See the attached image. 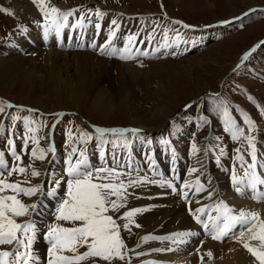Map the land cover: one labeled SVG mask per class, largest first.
<instances>
[{
  "label": "rangeland",
  "instance_id": "1",
  "mask_svg": "<svg viewBox=\"0 0 264 264\" xmlns=\"http://www.w3.org/2000/svg\"><path fill=\"white\" fill-rule=\"evenodd\" d=\"M14 1L15 0H0V57L5 55L2 53V50L10 44L14 34L19 30L25 31V29V33H27V44L29 46L33 45V52L31 53L35 54L40 51L46 52V46L42 45V43L46 45L50 35L48 37H45L44 35L43 14L39 10L37 4L34 3L33 0H17L23 2L27 7L30 6L31 9L36 8V11L39 12H36V14L38 13L37 18L33 20L30 19L28 23L24 25L27 20H17V13L12 6ZM66 1L67 0H50L51 5L56 6L61 10L63 9L64 11L79 9L74 16L69 18L70 27L63 30L59 36L61 39L64 40L71 34H76L82 36L85 40L91 39L96 43L100 41L101 38L105 39L108 36V29H105L104 27L107 28L110 26L112 30H114L115 26L111 24V21L117 20L119 27H126L124 34L127 38L130 35L137 37V39L132 42L131 52L145 51L148 53L145 57L144 55H140L135 59L136 68L144 70L152 62L182 61V67H189L191 69L186 70L185 72L171 73L170 77H168L169 84L171 85L172 83V86L175 88L181 105L177 109V112L167 120L165 125L151 130H145L133 126L131 124V116L129 112L122 111L117 105V102H115L116 100L113 98L110 99V105H113L112 107L114 109L112 108L107 114H102L99 111L94 110L89 99L81 103L82 105H80L79 110L68 111V105L59 92H56L57 95L55 93L52 94V104L46 107L44 106L45 103L40 93L18 96L11 94L10 91L4 87L0 88V101H3L4 104L10 103L17 106L10 110L6 107L4 113H0V125L5 129V133L0 135V151L5 153V160L9 167L23 166L27 169V172L24 175L14 173L10 177L7 176V169H2V171H4L5 177L9 182L21 183L23 187L37 185L40 187L45 186L44 190L41 188V191L35 196L28 197L21 195L19 198H21L25 204L30 205L36 199L39 200V194L41 195V193L52 199L47 208H44V202L46 199L39 201L36 208L37 212L41 213V218H39L41 228L37 227L39 229L37 236H39L40 241L42 240L41 236H43V239L45 240L44 237L48 230V226L56 222V209L59 207L61 201L66 198V181L69 179L67 176V168L69 166V157L73 147H77L79 150L86 152L89 162L91 163L90 170H95L100 167L116 169L123 173L120 179L125 185L128 184L129 180L142 181V178L147 177L149 174L147 172H140L137 169L132 170V168H130V160H136L135 156L139 158H147L157 154L158 157L164 156V158L169 159V162L174 163L175 165H177L178 162L180 163V158L183 157L187 160L186 167L187 170L190 171L195 167L199 171L204 159L208 158L211 166V175L208 176L211 178L216 169L223 172V168H230V164L233 163L235 164H233V168L236 171V175L237 172L243 174H245L246 171L251 172L247 167V161H251V147L248 145L246 139L241 137L234 140L232 138L233 133L226 130L223 106L225 104L227 105L229 113L235 122L234 131L238 128L243 130L245 135H252L255 138L258 155L262 144L258 139L260 135L264 133V112H262V109L264 108V81L256 74H249V70H252L253 67L256 69L257 67H264V65L262 66V63L264 62V44L258 49L261 53H256L254 57L250 58L248 60V66L241 69V71L235 70L237 68L235 67L236 64L235 66L233 65L234 59L231 60L230 56L240 58L244 49L258 39L264 37V6H259L264 3V0H183V3H180V5L176 4L174 0H82L80 3H67V7L62 8L60 5L63 4L61 3H65ZM97 8L106 13L103 18H100L99 22L102 21L103 28L99 30L95 27V21L99 19L94 15ZM2 9H8L10 12L14 13V15L6 14ZM89 9H91V13L85 18L84 26H77L76 28L71 27V25H75L78 16L85 15L86 11ZM249 10L259 11L245 20V29L238 30L243 26H238V28L236 24L239 23H235V19ZM129 18L133 19L132 24L128 22V20H130ZM183 19L189 23H193V26L199 27L200 30H194L192 28L185 29L182 24L174 25L165 22L168 20H178L184 23ZM30 23L31 26L27 29L26 26ZM87 23H89V27L85 26ZM205 26H211V28L205 29L203 28ZM91 28H94V33H87L86 30ZM128 28L130 30H128ZM33 30L39 32L40 36H33L31 34V31ZM188 30H191V32H188ZM97 33L99 37L95 38ZM51 36L53 37L56 35L51 34ZM33 37L37 40L34 41ZM118 37L127 40L121 32H117L115 38ZM55 41L56 40L52 39L51 43L55 44ZM177 42L178 49L175 53H172L170 57H166L170 50L173 51L176 49L174 45H176ZM53 44H51L52 47ZM73 44L74 42L67 40L64 46L65 48H62L61 50L59 49L60 47H56L57 49L54 48L61 52L78 51L79 53V49L72 50L74 47ZM127 44L128 40L127 42L122 41V43L109 47L108 51L111 52L112 48H116L118 50L117 53H121ZM87 45H90V43H87ZM165 47L169 49L167 52H164L165 56H162V51H164ZM12 49L16 50L15 48ZM82 52H91L97 57H101L102 55L100 53V48H95L94 50L86 48L85 51ZM24 56H29V54ZM111 60L119 61L120 59L114 57ZM243 64L244 62H240V66ZM225 71L227 72L226 74ZM156 84H158V82ZM215 94L216 96H213ZM222 95L223 97L215 99ZM250 96L252 97L251 100L249 99ZM208 98H212L213 100H208ZM204 102L207 111L202 108ZM235 102L239 103L236 104L239 105V107H233V103L235 104ZM133 105L136 106V109L137 107L138 109L140 107V104L136 101ZM257 105H259V107H257ZM54 106L56 109H54ZM21 107L23 109H33L36 111H21ZM11 110L12 112L10 113ZM139 111L141 110L139 109ZM237 112L245 124L247 123V120L245 119L246 114L248 118L254 122L256 125V130L254 132H248L250 126L246 127L242 125L244 123L240 120ZM56 113L62 115L57 116L55 115ZM12 115L19 116L21 119L13 123L10 119V116ZM63 115L69 117L59 120ZM208 115H211V118L216 119L211 123ZM26 116L35 121L30 127L38 128V131L26 133L23 123V118ZM55 122V127L57 128H55V132L52 134V127ZM97 126L100 128H137L140 129L141 132L145 131V134L148 136L146 138L148 142L141 141L138 137H134L133 142L131 143L129 141V146L125 148L123 146L124 141L120 143L117 138H114L110 144L104 146V151H106L104 157H108V160L111 161L102 163V156L100 155L101 146L99 141L95 139L97 136L94 132L95 127ZM258 126H261V128ZM173 128L174 130H172L171 133V129ZM69 129L72 130L73 135V141L71 142L68 140ZM81 131L91 133L94 139L89 140L87 144L76 139ZM169 133L176 138L167 140L166 136ZM215 133L220 134V136L214 138ZM26 134L29 137L38 139L39 144L37 145L33 139H29L27 148H25L23 144ZM160 135L163 139L162 141L161 139H156V143L151 141L153 137ZM8 139L14 141L15 150L22 156V162L16 161L14 157L11 156L12 147L7 144ZM113 141H116L117 143L113 144ZM165 141L169 142L165 143ZM54 144L58 152L50 161V157L53 153L47 152V149L53 147ZM193 144H195L198 149L195 153L193 152ZM247 146L248 148H246ZM39 148L46 150V158L49 157L47 161L46 158L40 160L31 156V151ZM221 149H223V152H221ZM237 149H239V151H237ZM239 152L240 154L238 157L243 156V160H240L237 157L232 161L231 157L227 155L228 153L235 155ZM76 158V156L72 157L73 163H75ZM176 159L178 160L174 161ZM49 161L50 164L48 165ZM151 161L152 160L148 162ZM46 167L49 169L44 173L43 170ZM33 169L39 171L40 176H32L31 171ZM144 170L146 169H141V171ZM224 174L225 176H223V178L225 181L229 183V185H233V181L230 183V181H228L230 177H227L232 174V171H229V173L224 171ZM153 176L154 175H152L151 178H153ZM237 177L239 176L237 175ZM243 180L244 183H242V185L244 190H247L248 181L245 175ZM57 182H59V187H56ZM203 182L205 183V181ZM258 186L263 187L264 185L258 184ZM207 189H210V186L207 187ZM48 193L52 196H49ZM4 194L10 195L13 193L11 190H8ZM248 194L251 193L241 192V195L246 199L249 198ZM163 195L166 198L164 200L167 203V208H165L164 201L154 187L142 183L133 184L132 186L127 187L126 200L124 201L125 207L119 209L118 212L110 211L108 214L112 215L114 219H117V223L123 226V224L127 223L126 220L122 219L123 214L126 211L136 208L146 210L138 213L134 217V223L141 225L139 228L135 227L134 224L130 225L131 231L121 227V237L126 244V248L124 249L125 260L121 261L115 259L111 261V264H151L149 260L152 254H155L157 258H161V254H173L175 251H179L178 249L180 248V245L177 246L176 244H173L171 240L149 239L147 242H144L142 239L146 235L164 237L166 234L164 231L159 232L164 228L159 227V230L152 228L151 225L143 220L147 215L160 214L164 211L172 210L174 204H183V201H180L179 198L174 196L165 185H163ZM211 195L213 194L211 193ZM258 196L259 195L256 192V199H258ZM113 199H115V197H113ZM190 202L193 204L192 201ZM184 204L186 203L184 202ZM195 205H197V203H194V206ZM232 205L231 209L234 207V212L239 213L238 211L240 209L255 211L256 208L254 206L258 204L247 199L245 202L237 200L236 203ZM263 206L264 201H262V207L260 208V219L264 218ZM47 210L48 212H46ZM37 212L31 210L28 216L18 218V222L25 223L31 220L35 223L36 220L34 214ZM141 221H144V224ZM59 223L65 227L72 226L63 221ZM236 227L238 230L235 228L227 235L225 242L228 243L224 244L223 239L214 241L215 247L210 250L213 253L212 257H208L206 254H201L204 255L206 264H219L220 262H223L226 257L236 255H225L228 251L238 252L237 244L241 241L238 238L240 234L239 228L245 227L239 224H237ZM41 229L42 231L40 232ZM177 232H187V230H180ZM246 232L247 231H244V234ZM169 233L166 237L169 236ZM174 233H170V236ZM249 234L250 233L247 232L243 236V240L247 239ZM169 248L177 250L160 251V253L159 251H155L156 249ZM193 248H195V245ZM0 250H14V246H0ZM85 250L86 248L80 249L81 252ZM32 252L34 253L33 256L35 255L34 257H36L38 251L32 248ZM40 252L45 254L43 251ZM46 254L48 253L46 252ZM179 254L182 256H188L183 255L184 252ZM249 255L252 256L251 254ZM47 259L48 258L45 260ZM93 260H95L96 264H109V262L102 261L99 258H93ZM93 260H89L85 262V264H93ZM43 262L44 263L40 264H47L45 261ZM184 263L195 264L194 260L188 258L184 260ZM254 264H259V262L254 260Z\"/></svg>",
  "mask_w": 264,
  "mask_h": 264
},
{
  "label": "bare ground",
  "instance_id": "2",
  "mask_svg": "<svg viewBox=\"0 0 264 264\" xmlns=\"http://www.w3.org/2000/svg\"><path fill=\"white\" fill-rule=\"evenodd\" d=\"M81 1L82 0H67L65 3H61L63 5L60 6L63 8L67 7V3H80ZM174 1L178 5L183 3V0ZM23 4V2L15 0L12 3V6L17 13L16 18L18 21L27 20L26 23H24L25 25L30 19L33 20L37 18V14L39 12L36 11V8L31 9L30 6L27 7ZM259 6H264V3ZM62 11L64 10L62 9ZM36 12L38 13L36 14ZM129 19L130 20H128V22L132 24L133 19ZM99 21L100 18L95 21V23H99L101 25L99 29H101L103 28V24L102 21ZM29 26H31V23L28 24L26 28L28 29ZM85 26L89 27V23ZM104 28L108 29V36L105 39L101 38V40L96 43H94L91 39L85 40V38L76 34H71L64 40L59 36L52 37L50 35V38L47 40L49 44L47 43L45 45L42 43V45L46 46V52L40 51L35 54L31 53L33 52V45L29 46L27 44V33L21 30L17 31L10 41V44H7L8 46H6V48L4 47L2 50V53L5 55L0 57V88L4 87L9 90L11 94L18 96L40 93L45 103L44 106L46 107L52 104V94L59 92L68 105V111L79 110L80 105H82L81 103L89 99L94 110H97L102 114H107V112L113 108V105H110V99L113 98L116 100L115 102H117V105L122 111L129 112L131 116V124L133 126L145 130L160 128L165 125L167 120L171 118L174 113L177 112V109L181 105L175 88L172 86V83L171 85L169 84L168 77H170L171 73L185 72L191 68L182 67V61H160L152 62L146 69L141 70L135 67V59L140 56L137 55V51L132 52L136 58L130 59L129 61L120 59V53H117L116 55H101V57H97L94 53L82 52L85 51L86 48L92 50L95 48H102L108 42L112 28L110 26ZM125 30L126 27H119L117 32L123 33V36L127 38L124 34ZM128 30L130 29L128 28ZM86 31L89 34H93L95 30L94 28H91ZM31 34L37 37L40 36L39 32L35 30L31 31ZM53 35L55 34L53 33ZM96 37H99L98 33L95 38ZM52 39L56 40L54 42L55 44L51 43ZM111 39L112 44L109 47L122 43V41L127 42V40L121 39L120 37ZM33 40L36 41L37 39L33 37ZM67 40L74 42L72 50L79 49V53L78 51L61 52L56 50V47H60V50L65 48L64 46ZM87 43H90V45H87ZM51 44H53V47ZM174 46L177 48L178 42ZM12 48H15L17 51ZM168 49L169 48L165 47L164 51L167 52ZM27 54H29V56H24ZM114 57H117V59L120 60H111ZM230 58L231 60L234 59V66L239 61L238 57L236 58L234 56H230ZM226 73L227 72L225 71V74ZM157 82L158 84H156ZM135 101L140 104L139 109L141 111H139L138 107L136 109V106L133 105ZM54 109H56L55 106ZM258 127L261 128V126ZM258 140L262 144L257 155V159L259 160L257 173L259 178H264V133L260 135ZM186 162L187 160L182 157L180 158V163L178 162L177 165L167 163V166L170 168L167 171L177 172L176 175H174L175 180L170 178L166 181H170L172 184L176 185L177 191H173L169 188L165 183L166 181L162 183V185L169 188L174 196L179 198L180 201H183V204H174L172 210L164 211L156 215H147L143 220L151 225L152 228H164L159 232L164 231L166 233H174L180 230H187V232L195 233V235L187 237L186 243L180 244V248L178 249L179 251H175L173 254H161V258H157L155 254H152L150 260L148 259L151 264H185L182 261L187 258L192 259L195 262L200 258L201 254H206L215 247V240L211 238L209 232L205 231L202 224L196 222L190 214L188 210L189 208H187L186 204H184L185 198L183 193L185 191L189 193L187 200L193 202L190 207L191 209L195 210L200 207L206 208L207 214L201 216V219L205 221H207V215L216 216L219 214V211L223 210L220 209L218 211L217 205H227L231 208V206H233L232 204H235L237 201L236 185H234V183L233 185H229V183H227L223 178V176H225L224 171H227L228 173L229 171L236 173L233 168L235 165L234 163V165L230 164V168L226 167L224 169L222 167L223 172L216 169L211 178L208 176L211 175V166L208 158L204 159V162L200 166V170L196 173H192L190 170H187ZM90 165L91 163L89 162L87 167L90 168ZM147 165L148 166H146L145 169L149 170L151 173H156V175H154L155 177H160L163 173H165L164 171H160L155 168V166H160L157 162L153 163L151 161L148 162ZM137 166L140 167V164L136 165V167ZM197 179H199L200 182L205 181V183L210 186V189H207V187L204 186L206 191L196 192L195 186ZM148 182L151 184H157L154 182V177H150ZM185 182L189 183L192 187L184 189L183 183ZM41 188L44 190L45 186H41ZM243 192L252 193L253 189L248 186L247 190H243ZM209 193H212L213 195H209ZM248 195V197H250V194ZM39 196V200L36 199L33 203L38 206L39 201L46 199L44 202V208H47L52 199L45 196L43 193H41V195L39 194ZM194 203H197V205L194 206ZM254 207L256 208L255 211H250L248 209H240L239 211L243 210L246 212H256L260 216V208L262 206L255 205ZM36 208L32 211L37 212ZM48 210L46 212H48ZM34 217L38 226L36 225V221L35 225L41 228L39 219L41 218V213H35ZM41 231L42 229L40 232ZM250 236L251 233L247 236V239L243 241L249 242L253 246H258L259 241L250 240ZM41 237L42 240L40 241L39 236H37L36 242L33 245V248L38 251L37 254L35 253L36 257H34L35 264L44 263L43 261L47 263L48 259H45L49 258L48 254H46V252L48 253L49 244L46 239H43V236ZM194 245L195 248H193ZM237 249L238 252H226L225 255H236L226 257L225 260L219 264H254V260H256L255 257L249 255L251 253L243 247V243L241 241L237 244ZM195 250H197L199 254H192ZM40 251L45 252V254H42ZM181 252H184L183 255L188 256L185 259H182V255L179 254Z\"/></svg>",
  "mask_w": 264,
  "mask_h": 264
},
{
  "label": "snow or ice",
  "instance_id": "3",
  "mask_svg": "<svg viewBox=\"0 0 264 264\" xmlns=\"http://www.w3.org/2000/svg\"><path fill=\"white\" fill-rule=\"evenodd\" d=\"M33 2L37 4L39 10L43 14V31L45 37L53 33L56 36H60L65 28L70 27L69 18L79 11V9L62 11L60 8L51 5L50 0H33ZM2 11L6 14L14 15V13L10 12L8 9H2ZM89 13H91V9L87 10L85 15L79 16L76 19L75 25H71V27H83L84 20ZM94 15L98 18H103L106 13L97 8ZM245 15H247V13H245ZM174 23L182 24L185 29L192 27L178 20L174 21ZM111 24L115 27L110 33L108 42L100 48V53L102 55H116L118 51L116 48H112L111 52L108 51L109 46L112 44L111 38L116 37L119 28L117 20H112ZM95 27L99 29L101 25L97 23ZM136 39V36H128V44L120 53V59L130 60L136 58L131 52L132 42ZM255 50V48L252 49L253 52ZM251 54V52L246 53L243 59L247 60ZM137 55L147 56L148 53L137 52ZM249 99L251 100L252 97L250 96ZM6 107L13 108L17 106L10 103L4 104L3 101H0V113H4ZM257 107H259V105H257ZM20 110L28 112L36 111L33 109H23L22 107ZM262 112H264V109H262ZM55 115L61 116L62 114L56 113ZM223 115L225 118L226 130L233 133L232 138L236 140L243 137L247 140L248 145L251 147L250 155L252 160V163L248 164L247 167L253 170L256 169L257 151L255 138L252 135H245V132L238 128L234 131L235 122L226 104L223 106ZM10 119L15 123L20 120L21 117L12 115ZM245 119L250 126L248 132H254L256 130L254 122L248 118L247 114L245 115ZM23 123L26 133L39 130L38 128L30 127V125L35 123L30 117H24ZM95 132L99 134L95 139L99 141L101 146L100 155L103 157L106 155L104 146L109 143V141L105 139L106 134L110 133L119 139H123V146L127 148L129 146V141L125 134L131 133L133 136H137L141 130L137 128L120 129L97 127L95 128ZM4 133L5 129L0 125V135ZM29 139H33L37 145L39 144L38 139L29 137L26 134L23 144L25 148H27ZM76 139L87 144L89 140L94 138L91 133L81 131ZM68 140L70 142L73 141L71 129L68 131ZM112 143L116 144L117 142L113 141ZM7 144L12 147L11 156L14 157L16 161L22 162V156L15 150L14 141L8 139ZM192 147L194 153L198 151L195 144H193ZM237 151H239V149H237ZM47 152L55 153L54 146L49 147ZM221 152H223V149H221ZM31 156L43 160L46 158V150L43 148L33 149L31 151ZM73 156L77 157L75 163L72 162ZM238 158L240 160L244 159L243 156ZM88 164L89 159L86 152L79 150L77 147H73L69 157V166L67 168V176L69 179L66 181V198L61 201L59 207L56 209V222L48 226V230L44 237L49 244V258L47 264H85V262L93 260V258H99L102 261L109 262V264L115 259L123 261L125 260L124 249L126 248V244L121 237V227L131 231L130 225L134 224L137 228L141 226L138 223H134V217L146 209L136 208L126 211L122 219L126 220L127 223L123 224V226L118 224L117 219H114V217L108 213L110 211L118 212L119 209L125 207L124 201L126 200L127 187L147 181L129 180L128 184L125 185L120 179L123 175L120 171L105 167L90 170L87 167ZM2 169H7L8 177L12 176L14 173L24 175L27 172V169L23 166L9 167L5 160V153L0 151V246H14V250H0V264H35L32 248L36 242L39 229L31 220L21 223L18 222V218L28 216L30 211L34 210L37 205L35 203L30 205L25 204L19 197L21 195L28 197L35 196L41 191V187L39 185L23 187L21 183L9 182ZM197 171L198 169L196 168L191 169L192 173H196ZM31 175L38 177L40 176V172L33 169ZM244 175L247 177L248 186L253 190L256 189L258 184L264 185V178H258L255 171H246ZM232 181L234 185L237 186L236 191L241 192L242 189L239 185L244 183L243 178H238L236 173L233 172ZM165 183L173 191H177L176 185L172 184L170 181H166ZM56 187H59V182L56 183ZM190 187L192 186L189 183H183L184 189H189ZM8 190H11L13 194L5 195L4 193ZM195 191H206L199 179L196 180ZM209 195H211V193H209ZM183 196L185 200H187L189 193L185 191ZM113 197H115V199H113ZM220 209L223 210L219 211ZM188 210L196 222L202 224L205 231L209 232L213 240H222L237 224L245 226V231L251 233L249 239L259 241V245L253 246L249 242H244V231L240 232L238 238L243 243V247L255 257L259 264H264V219H260L258 213L246 212L243 210L239 211V213H234V210L227 205H217L219 214L216 216L207 215V221H205L201 219L202 215L207 214L205 207H200L195 210L189 207ZM61 221L67 222L72 226L65 227L59 223ZM192 235H195V233L177 232L165 238L146 235L142 239L144 242H147L149 239H168L171 240L173 244L179 246L180 244L186 243V238ZM82 248H86V250L81 252L80 249ZM173 250L177 249H156L155 251ZM206 255L212 257L213 253L208 251ZM200 260L201 264H203L204 255L200 256ZM93 264H96L95 260H93Z\"/></svg>",
  "mask_w": 264,
  "mask_h": 264
}]
</instances>
